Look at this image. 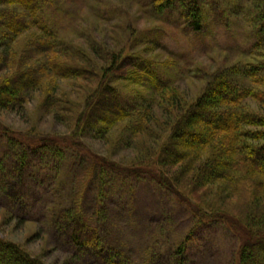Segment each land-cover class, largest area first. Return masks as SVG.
I'll list each match as a JSON object with an SVG mask.
<instances>
[{
    "label": "rangeland",
    "instance_id": "rangeland-1",
    "mask_svg": "<svg viewBox=\"0 0 264 264\" xmlns=\"http://www.w3.org/2000/svg\"><path fill=\"white\" fill-rule=\"evenodd\" d=\"M141 2L45 0L40 12L36 13L38 17L43 16L57 36L66 41V45L58 47L60 53H44L43 34L33 30L16 40L4 39L0 54L7 48L10 51L9 74L17 64H21L22 71L30 68L32 73L39 71L42 74V65L48 67L52 61L63 62V56L67 55L79 56L80 60L83 55L90 64L92 61L94 66L90 69L95 73V69L99 72L100 67L106 66L113 56L122 67V62L128 58L126 56L140 54L145 58L143 60H151L155 64L151 68L170 84L164 93L147 95L151 98L146 100L147 103L156 102L157 114V120L148 124L149 133L135 134L131 130L133 117L117 122L109 131H96L95 128L84 127V124L80 129L75 127V120L87 111L88 100L99 89V80L94 76L44 77L40 89L28 97L21 110H0V123L13 132L28 134L32 138L74 142L78 148L85 149L81 155L76 152L78 156L69 163L73 167L71 172H67L69 165L63 171L67 179L76 178L73 181L75 186L78 179L87 180L89 184L85 194V224L78 222L67 233L69 238L78 234L80 241H91L94 227L99 233L97 245L124 250L127 264H174L175 254L189 237L183 254L184 264H238L241 242L237 230L240 228H231L221 221H200L192 208L180 203L172 192L151 176L114 173L110 168L113 164L120 168L138 164L139 158L145 154L143 149L166 141L172 124L169 114L174 111L163 94L175 92L174 95L186 99L185 104L190 105L203 93L214 73L238 62L252 61L247 53L257 38L244 16L247 15V6H250L249 0L210 2L203 15L207 17V23L200 32L152 19L144 12L148 9ZM3 7L4 3H1L0 8ZM8 12H3L5 17L0 18V38H6L7 28L15 19L13 11L9 9ZM148 12H152L151 9ZM17 20L23 22L24 18L19 16ZM4 21L7 26L2 25ZM131 60L137 62L135 58ZM4 63L0 56V78L7 72ZM102 74L100 70V80ZM115 76L119 75L114 73ZM115 82L118 98L134 110L133 107L139 104L136 94L144 96L134 91L139 87L125 84L118 78ZM231 90H226V93ZM107 106L109 103L105 102L98 107L97 115L105 114ZM248 109L264 114V108L262 111L254 100L248 102ZM110 115L106 113L104 116ZM162 130H165V135ZM145 133L150 135L144 136ZM61 148L71 150L64 145ZM47 156L44 162L48 166L54 158L51 154ZM98 159L109 162L104 168L105 174L101 173L102 163ZM47 176L43 173L44 179ZM98 193L103 195L102 201H96ZM229 202L233 209L239 200L233 198ZM4 208L0 197L1 239L20 245L46 264H101L85 248L78 249L63 243L51 226L26 220L19 223L20 217L9 214ZM8 254L0 255V264H7L10 260ZM113 261L117 262L116 259Z\"/></svg>",
    "mask_w": 264,
    "mask_h": 264
},
{
    "label": "trees",
    "instance_id": "trees-1",
    "mask_svg": "<svg viewBox=\"0 0 264 264\" xmlns=\"http://www.w3.org/2000/svg\"><path fill=\"white\" fill-rule=\"evenodd\" d=\"M44 1L0 0V4L4 3V7L0 8V18L5 17L3 12L10 13L9 9L15 17L7 28L6 38H0V47L5 44L4 39L16 40L34 30L43 34L44 53H60L58 47L66 45V41L59 38L48 21L36 13L40 12ZM213 1L142 0L141 4L151 9L152 12L143 11L156 21L200 32L207 23V17H203L206 6ZM249 4L244 16L257 38L252 50L247 53L252 61L238 62L214 73L206 89L190 105L185 104L186 99L174 95L175 92L163 94L174 111L169 114L172 124L166 141L162 142L163 145H152L147 151L143 149L145 154L139 158L138 164L126 168L113 164L110 169L114 173L135 177L151 176L172 192L180 203L192 208L200 221H221L231 228H240L237 230L241 242L238 264H264V114L248 109L250 100L258 102L262 111L264 108V0H249ZM19 16L24 18L23 22H18ZM7 17L12 18V15ZM5 24L7 26L6 21L2 25ZM157 45L161 46L158 42ZM0 56L5 60L7 71L0 78V110H21L28 97L40 89L42 78L49 75L64 79L97 78L99 89L88 100L87 113H82L75 120L77 129L84 124V127L95 128L96 131H109L117 122L133 117L131 130L141 136L144 132L149 133L148 124L157 120V114L156 102L147 103L146 100L151 99L147 95L164 93L170 86L158 71L151 68L155 64L151 60H143L145 58L140 54L126 56L128 58L122 62V67L117 64L115 56L111 57L106 66L100 67L103 71L101 80L100 70L98 72L94 68V73L90 69L94 64L92 61L90 64L83 55L82 60L79 56L67 55L63 56V62L52 61L48 67L42 65V74L39 71L32 73L30 68L23 69L29 71H22L21 64H17V68L9 74L8 48ZM123 67L125 69H121ZM114 73L119 76L113 77ZM117 78L138 86L139 89L134 88V91L144 95L137 96L134 92L139 99L134 110L118 98L119 91L114 84ZM230 88L231 92L226 93ZM105 102L109 103L106 113L111 114L110 117L104 116L106 113L97 115V108ZM162 132L166 134L165 130ZM149 135L145 133L144 136ZM62 145L71 150L61 148ZM76 145L52 138H32L28 134L13 132L0 123V197L4 209L20 217L19 223L25 220L44 222L55 230L54 234L63 243L78 249L85 248L101 264H127L124 250L97 245L98 230L90 225L94 235L91 241H80L78 234L69 238L70 229L85 221V194L89 187L87 180L78 179L75 186L73 181L76 178L67 179L63 175L65 166L85 151ZM47 154L54 158L48 166L44 162ZM98 161L102 163L101 173L105 174L104 168L109 162ZM71 169L73 167L69 165L67 172ZM43 173L48 175L45 179ZM97 196L96 201H102L103 195L98 193ZM233 198L239 200V205H234L232 209L229 201ZM189 239L175 254L174 264H184L183 254ZM6 252L10 256L7 264H46L20 245L0 238V255Z\"/></svg>",
    "mask_w": 264,
    "mask_h": 264
}]
</instances>
